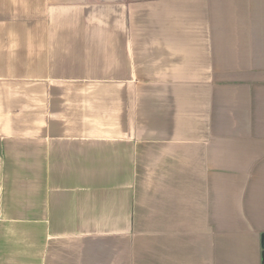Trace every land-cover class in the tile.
<instances>
[{
    "label": "crops",
    "instance_id": "1",
    "mask_svg": "<svg viewBox=\"0 0 264 264\" xmlns=\"http://www.w3.org/2000/svg\"><path fill=\"white\" fill-rule=\"evenodd\" d=\"M0 264H264V0H0Z\"/></svg>",
    "mask_w": 264,
    "mask_h": 264
}]
</instances>
